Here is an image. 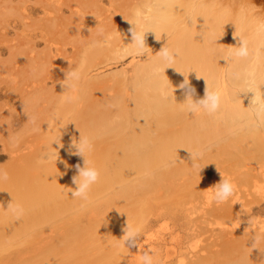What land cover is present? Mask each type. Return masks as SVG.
Segmentation results:
<instances>
[{"label":"bare ground","instance_id":"1","mask_svg":"<svg viewBox=\"0 0 264 264\" xmlns=\"http://www.w3.org/2000/svg\"><path fill=\"white\" fill-rule=\"evenodd\" d=\"M135 13L133 25L137 31L146 33L145 48L153 49L150 54L146 53L147 59L135 67L131 93L125 92L123 79L110 94L97 92L99 89L89 93L81 89L74 95L81 101L74 112V121L67 120L63 127L48 131L46 140L34 150L33 156L31 152L34 151L29 152V148L25 152L31 157L25 158L23 148L8 147L7 152L12 158L15 154L17 159H12L11 166L14 170L11 175L15 176L7 188L2 186L5 190L0 193V243L15 232L22 233L23 227L31 226L30 223L69 211V216L63 219L66 230L58 236L56 243L80 241L83 246V242H88L83 249L75 250V259L84 260L89 257L86 249L92 248L91 241L103 243L109 236L106 233L99 241L95 219L82 218L98 209L99 194L107 191V198H117L118 219L110 234L118 241L127 224L140 226L151 214H159V201L171 197L177 190L186 189L187 195L200 199L202 204H209L213 195L211 186L217 181L216 166L224 160L220 157L224 150L226 154H233L228 159L235 157V161L229 160L230 176L233 177L229 180L236 179L245 188L239 193L237 188L235 196L226 203L209 209L202 207L203 215L216 210V214L215 211L209 214L231 218L238 224L243 205L239 200L240 193L249 198H246L245 206L252 202L258 204L252 209L246 207V212L264 211V121L257 119L255 103L246 102V99L252 101L254 93L264 95V0H145ZM131 27L125 29V46L119 47L125 53L136 51L131 43ZM238 37L248 41L251 55L227 62L224 59L238 46ZM163 47L179 50L174 64L161 63L159 51ZM157 67L161 69L158 73ZM92 76L84 75L86 79ZM184 76L196 89L193 100L204 97L205 81L209 90L221 94L219 112L209 116L203 110L194 114L185 110L186 96L177 88ZM37 91H45L48 96L43 93V97L50 96L52 101L58 93V90L49 89L48 93L46 88ZM43 97L25 102L27 105L31 101L37 102L38 105ZM31 106L35 107L34 104ZM41 109H38L41 113L46 111L45 107ZM41 113H37L40 126L47 123L43 120L46 116ZM80 133L93 139L94 150L86 153V159L90 166L100 171V179L92 186L88 201L71 197V191L76 187L72 182V177L77 174L74 166L77 163L83 166V158L69 156L67 149L73 139L79 140ZM59 138L63 147L56 143ZM240 146L245 148L244 152ZM44 151L56 153L60 160L64 158L68 167L65 163L61 169L51 167L55 161L38 163ZM190 152L201 154L197 160L203 168L201 173L192 167ZM171 161L175 164L165 167ZM33 166L46 169L22 178ZM124 197L127 200L121 203ZM10 203L23 207L21 219L17 220L7 210ZM253 223L258 226L242 230L236 237L213 238L198 247L186 242L183 250L175 252L177 264H264V219H256ZM188 229L194 231L189 239L201 234L193 222H188ZM53 237H47L54 242L51 246L48 240L39 245L44 246V253L37 261L39 264L56 261L51 250L55 249L57 237ZM254 239H257L256 248L252 247ZM241 245L248 247L243 253L234 255V249Z\"/></svg>","mask_w":264,"mask_h":264},{"label":"rangeland","instance_id":"2","mask_svg":"<svg viewBox=\"0 0 264 264\" xmlns=\"http://www.w3.org/2000/svg\"><path fill=\"white\" fill-rule=\"evenodd\" d=\"M144 1L0 0V121L2 122L0 169L7 171L9 175L7 181H0V193L5 190L2 186L7 188L15 176L11 175L14 172L11 166L12 159L17 157L13 154L12 158L11 153L7 152L8 147L23 148L21 151L25 156L20 154L25 158L31 157L29 152L37 150L40 147L39 144L42 145L48 131L63 127L67 124V120L74 121V112L81 103L74 95L81 89L88 93L99 89L97 92L110 94L118 85V81L123 79L125 92L131 93L130 83L133 71L137 64L147 59L146 53L150 54L153 48L149 46L145 48L143 54H137V51L125 53L120 51L119 47L125 46V29L132 26L134 17H137L135 10L137 7H142ZM73 70L80 73L81 78L74 82L75 87L65 88L62 84L69 83L64 80L65 73ZM85 74L93 76L91 79H86ZM39 88L42 90L46 88L48 93V89L58 90V93L52 101L50 96L44 98L45 91L43 93L37 91ZM34 95L39 97L28 99L34 101L33 99L39 100L44 96L45 101L49 100L46 102L36 100L38 105H36L37 102L31 101L27 105L25 102V100L28 101L27 97ZM246 102L251 103L250 99H246ZM33 104L36 108L31 106ZM40 107H45L46 111L41 113L40 111L43 110ZM38 109L41 110L38 111ZM31 110L34 111L32 115L29 114ZM39 112L46 116L43 118L44 122H47L45 125L40 126L41 123L38 125ZM34 116H36L35 119L31 118ZM40 118H42L41 115ZM36 120L37 124H35ZM241 147L243 146L239 148ZM28 148L29 152H25ZM244 150L245 148L243 152ZM35 152H31V155ZM224 152L225 150L220 155L224 160L216 166V183L221 180L218 170L224 178L233 179L230 176L231 164L229 163L231 162L229 160L232 161L235 157L228 159L233 154ZM23 156L19 155L22 160ZM63 160L64 158L58 159L56 163H52L51 167L61 169L64 166L61 163ZM45 169L46 167L33 166L21 177H31ZM232 182L237 185L238 193L244 190L243 183L236 179ZM187 193L186 189L177 190L173 193V197L162 198L159 201V214H151L147 222L140 226H133L140 230L139 247L128 248L127 244H124L123 237L114 241L115 235L113 236L110 232L114 230V224L118 219L117 198H107L106 191L104 195L97 196L98 209L94 213L89 212L82 216L85 219L89 217L95 219L99 241L103 240L106 233L109 235L108 240L103 243L95 244L94 240L90 242L92 248L86 249L88 258L81 261L75 259L77 255L75 250L83 249L85 245H89L88 242H83V246L80 241L71 244L56 243L58 236L61 237L60 235L66 230L63 219L70 214L69 211H61L43 221L30 223L31 226L23 227L22 233L15 232L5 242L0 243V264H39L37 261L44 253V246L41 248L39 245L48 240L47 237L53 236L57 237L55 249L51 250L53 259L56 261H49L46 264H142L140 258L143 252L149 250L153 257V264L161 262L177 264L178 258L175 252L183 250L186 242L189 241L198 247L213 238L236 237L242 230L258 226L254 225V220L264 219V211L246 212V207L252 209L258 204L252 202L251 207L248 203V206H245L249 198L243 193L238 194L243 204L240 207L238 224L231 218L209 214L214 213L213 211L216 214L218 212L216 210L203 215L202 207L209 209L217 204L212 199L213 195L209 204H202L200 199L191 197ZM122 200L121 203H125L127 198L124 197ZM24 222L26 223L27 220ZM188 222H193L201 234L189 239L190 233L194 231L188 229ZM225 234L226 237H224ZM209 236L210 238L206 240ZM48 241H50L49 246L54 243L51 240ZM246 247L248 245L236 247L233 251L234 255L243 253Z\"/></svg>","mask_w":264,"mask_h":264},{"label":"clouds","instance_id":"3","mask_svg":"<svg viewBox=\"0 0 264 264\" xmlns=\"http://www.w3.org/2000/svg\"><path fill=\"white\" fill-rule=\"evenodd\" d=\"M131 24V23H130ZM132 27L129 29L131 34L132 44L135 45L137 54H143V50L146 46V33L140 32L136 30V26L131 24ZM236 36H234L235 38ZM238 46L234 47V51L232 55L224 60L228 62L229 59L238 58V59H246L251 55V51L249 49L248 41L243 37H238ZM159 41V40H157ZM160 61L162 64L172 65L175 63L176 58L180 55L179 50H170L168 48L163 47L159 51ZM170 68V67H168ZM167 69V68H166ZM165 70V69H164ZM155 71L158 73L161 71L160 67H157ZM66 78L65 81H69V83L62 84L65 88H73L75 87V83L80 80V73L77 71H69L65 73ZM185 77V76H184ZM200 77L197 76V79ZM206 82L205 94L204 97L198 100H193V95L196 92L194 86L191 85L188 78H184L183 82L177 86L178 90H180L186 96V107L185 110L188 113L194 114L197 111L203 110L209 116H214L217 112H219L221 108V94L215 90H209V87ZM162 95L166 96V93L162 92ZM253 103L256 105L255 115L258 120L264 121V95L257 96L254 93V97L252 98ZM34 122V121H33ZM56 142V141H54ZM60 144L59 142H56ZM60 147H63L60 144ZM94 150V141L92 138L88 136H84L80 133L79 140L73 139L71 144L68 146L67 152L69 156L76 155L83 158V166L77 163L74 167L76 170V175L72 177V182L76 186L71 191V197L73 199H78L81 201H88L89 192L94 184H96L100 179V171L94 167L89 165V161L86 159V153H91ZM191 153V152H190ZM200 153H191L192 159V167L196 168L200 173L203 168H200L197 160L200 158ZM59 159L56 153L50 151H44L38 163H46L49 161H55ZM61 163H65V167L68 165L66 162L61 161ZM175 164V161H171L165 165V167H171ZM218 170V169H217ZM221 175V180L216 183L214 186H211L214 190V194L212 199L217 204H223L229 201L231 197L235 195L236 185L229 179L224 178L223 174L218 170ZM9 179V175L7 171L0 169V181H7ZM7 210L12 213V215L17 219H21L24 215V209L22 206L10 203L7 207ZM139 238H140V230L138 228H133L132 226L127 224L126 229L124 230L123 241L124 244H127L128 248L139 247ZM258 239V238H257ZM257 239H254L252 247L256 248ZM142 264H153V257L149 251L143 252L141 256Z\"/></svg>","mask_w":264,"mask_h":264}]
</instances>
